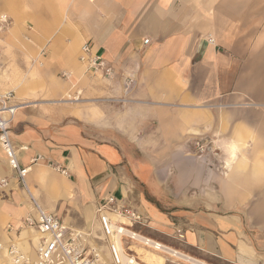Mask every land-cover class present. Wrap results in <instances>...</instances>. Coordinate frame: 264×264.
Here are the masks:
<instances>
[{
  "label": "crops",
  "instance_id": "1",
  "mask_svg": "<svg viewBox=\"0 0 264 264\" xmlns=\"http://www.w3.org/2000/svg\"><path fill=\"white\" fill-rule=\"evenodd\" d=\"M2 13L0 93L20 104L8 134L42 208L94 235L114 196L171 248L264 264V0H0ZM85 42L102 68L81 59ZM12 174L0 145V264L11 239L28 253L38 237L5 230L30 208Z\"/></svg>",
  "mask_w": 264,
  "mask_h": 264
},
{
  "label": "built area",
  "instance_id": "2",
  "mask_svg": "<svg viewBox=\"0 0 264 264\" xmlns=\"http://www.w3.org/2000/svg\"><path fill=\"white\" fill-rule=\"evenodd\" d=\"M9 26L10 19L7 14H0V31L7 30ZM148 40L146 38L144 42L147 43ZM91 46L90 42L83 44L81 59L89 61L93 69L102 68L104 61L99 55L90 54ZM105 70L109 72V68ZM11 98L10 91L0 93V145L6 153L9 167L14 171L30 204L19 228L33 229L38 237L36 245L32 246L33 251L28 253L21 248L18 240L11 239L6 247L8 264H108L98 242L108 246L110 264H133V260L140 261L136 253L130 249V244H138L154 252L174 257L167 251L169 246L143 234L138 229V226L146 225V217L137 209L118 203L114 196H109L96 205V214L101 227L100 234L93 235L69 226L55 213L42 208L26 185L25 169L19 165L17 149L8 134L14 116L20 108V104L12 102ZM206 141V138L194 140L196 151L200 155L208 148ZM57 169L61 173H66L65 169L59 167ZM0 184L6 185L7 179H1ZM112 214L118 219H114ZM121 218L128 220L129 224ZM116 240L119 241V246L116 245Z\"/></svg>",
  "mask_w": 264,
  "mask_h": 264
},
{
  "label": "rangeland",
  "instance_id": "3",
  "mask_svg": "<svg viewBox=\"0 0 264 264\" xmlns=\"http://www.w3.org/2000/svg\"><path fill=\"white\" fill-rule=\"evenodd\" d=\"M258 2V1H260V0H233V2ZM207 139V138H206ZM206 143V147H208L209 148V146H211V144H212V142H210V140L209 139H207V141L205 142ZM208 148L200 155L199 153H197V151H196V148H195V144H194V140L192 141V149H193V151H194V153L197 155V156H203L204 158H206L207 160H209L210 161V158H209V155H207V152H209V150H208ZM211 157L212 158H217L218 159V156H214V155H211ZM217 162H219V159H218V161ZM216 162V160H215V163H217ZM211 163H213V161H211ZM12 176L13 177H15L16 175L15 174H12ZM3 179V178H2ZM7 179V178H6ZM8 181V180H7ZM1 183V182H0ZM1 185V184H0ZM19 186H20V188H22L21 187V185L19 184ZM19 225L20 224H17V225H7L6 227H5V230L6 231H8V232H10V231H12L13 233L14 232H17V233H19V231L20 230H22V228H19ZM17 229H19V231H16ZM162 255H164V256H166L169 260H167V264H190V263H186V262H184L183 260H174V259H176V258H174V257H170L169 255H165V254H162Z\"/></svg>",
  "mask_w": 264,
  "mask_h": 264
},
{
  "label": "bare ground",
  "instance_id": "4",
  "mask_svg": "<svg viewBox=\"0 0 264 264\" xmlns=\"http://www.w3.org/2000/svg\"><path fill=\"white\" fill-rule=\"evenodd\" d=\"M82 46H83V44L81 45V54H82ZM22 222H20L19 224H21ZM23 228H27V227H23ZM22 228V229H23ZM28 229V228H27ZM30 230H32V231H34L35 233H37L35 230H33V229H30ZM116 242V245H118L119 246V241L118 240H116L115 241ZM143 247V246H142ZM146 249V248H145ZM149 250V249H148ZM167 251L170 253V255L171 256H174L176 259H174V260H183L184 262H186V263H190V264H208V263H205V262H203V261H201V260H199V259H197V258H195V257H193V256H190V255H188V254H186V253H184V252H182V251H179V250H176V249H174V248H171V247H169V248H167ZM157 253V252H156ZM159 254H161V253H159ZM162 255V254H161ZM164 256V255H163ZM7 257V256H6ZM125 258V257H124ZM8 262H9V257H7V264H8ZM127 262V261H126ZM133 264H142V263H140L138 260H133Z\"/></svg>",
  "mask_w": 264,
  "mask_h": 264
}]
</instances>
